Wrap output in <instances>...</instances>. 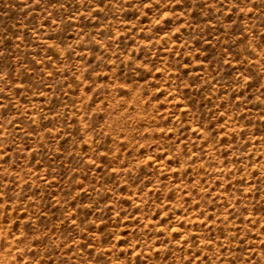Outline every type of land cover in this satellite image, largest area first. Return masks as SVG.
<instances>
[{"label": "rangeland", "instance_id": "rangeland-1", "mask_svg": "<svg viewBox=\"0 0 264 264\" xmlns=\"http://www.w3.org/2000/svg\"><path fill=\"white\" fill-rule=\"evenodd\" d=\"M0 264H264V0H0Z\"/></svg>", "mask_w": 264, "mask_h": 264}]
</instances>
